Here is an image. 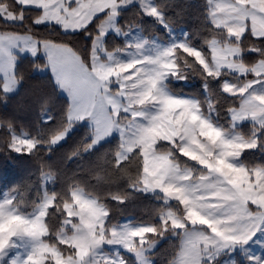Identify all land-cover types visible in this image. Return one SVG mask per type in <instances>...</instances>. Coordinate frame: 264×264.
<instances>
[{"label":"snow or ice","instance_id":"snow-or-ice-1","mask_svg":"<svg viewBox=\"0 0 264 264\" xmlns=\"http://www.w3.org/2000/svg\"><path fill=\"white\" fill-rule=\"evenodd\" d=\"M133 2L0 0V101L7 103L24 80L17 69L23 53L42 52L46 62L35 69L50 71L55 88L68 97L55 120L50 101H43L44 123H54L35 134L0 117V151L31 158L45 181H56L59 171L42 153L51 155L87 120L89 132L69 159L115 132L118 144L99 158L111 175L124 180L123 188L99 196L75 184L62 193L45 189L31 212L5 193L0 264H129L121 250L136 264H154L157 246L169 237L179 243L168 264H216L238 250L248 264H264V254L251 252L253 245L264 249V163L241 159L250 150L264 151V0H207L204 20L219 38L205 39L200 47L182 40L145 54L147 41L131 37L123 48L106 47L110 31L133 35L137 30L135 21L118 19ZM135 2L138 18L152 17L174 30L168 0ZM37 26H59L63 35H40ZM75 33L90 38L87 48L70 46ZM124 52L126 60L119 58ZM190 74L204 81L206 91L210 81L231 77L220 84L226 97L220 111L228 127L211 115L220 99L201 101L167 90L169 78L185 80ZM136 193L160 194L154 222H113L107 201L123 205Z\"/></svg>","mask_w":264,"mask_h":264},{"label":"trees","instance_id":"trees-1","mask_svg":"<svg viewBox=\"0 0 264 264\" xmlns=\"http://www.w3.org/2000/svg\"><path fill=\"white\" fill-rule=\"evenodd\" d=\"M155 2L160 3L161 0H155ZM168 2L171 7L167 14L176 21L173 27L184 28L188 34L187 40L192 45L200 47L204 44L205 39L219 38V33L212 31L204 20V16L207 14V8L205 7L207 0H168ZM138 10L137 3L125 7L118 18L120 24H123L125 20L135 21L147 37L156 36L164 41L169 40V33L166 28L158 24L152 17L141 14L138 18L136 15ZM35 31L40 35L52 37L60 33L59 26H49L47 28L37 26ZM60 35H63V33H60ZM71 35L73 38H71L70 46L76 49L87 48L90 44V38L82 33ZM104 43L108 48L116 45L123 48L125 45L124 38L112 32L106 35ZM203 50L208 51L206 47ZM45 62V58L42 56L20 55L17 61V69L23 75L24 80L19 90L9 95L7 103L0 101V117L6 116L13 119L18 131H28L35 134L40 129L47 128L62 115L68 102V97L55 88L51 72L48 70L41 72L35 69L34 64H44ZM226 77L231 79L230 76H225L221 77L220 80L210 81L208 91L204 88V81L198 75L193 74H190L189 78L185 80L169 78L167 86L174 93L192 95L201 101L220 99L221 103L217 105V111L212 112L211 115L215 121L228 127L227 115L220 111L226 99L225 94L220 90V84ZM46 99L50 101L48 112L54 118L49 124L44 123L47 116L43 115L41 107ZM204 108L207 111L206 103ZM38 123L40 128L37 127ZM89 128L85 123L76 124L67 135V138L55 146L51 155L42 153L47 164L52 166V170H58L60 174L58 180L47 184L46 189L49 192L62 193L67 190L70 184H75L87 194L94 196L103 195L109 190L117 191L123 188V177L111 175L107 170V166L99 158L107 149L114 148L118 144V136H113L109 140L96 145L90 152L83 153L80 157L69 159L72 149L85 137L86 133L89 132ZM90 139L91 136L88 135L87 140ZM0 140H2V137H0ZM241 159L245 162L264 163V151L259 148L250 150ZM47 170L46 168L45 171ZM5 190L16 196L17 201L22 204V211H33L31 205L38 203L45 191L44 179L41 176L39 164L29 157H21L14 153L0 151V196ZM134 195L123 205L111 200L107 201L112 208L111 218L113 222H120L123 218L129 216L132 217L133 222H154L155 210L162 206V202L156 199L160 194L136 193ZM56 223V220L52 221L53 225ZM178 243L179 241L175 237L161 240L157 246L156 255L153 257L155 259L154 264H168ZM124 255L128 257L129 264H136L135 258L130 254L125 253ZM216 264H219V261ZM236 264H247V259L238 255Z\"/></svg>","mask_w":264,"mask_h":264},{"label":"rangeland","instance_id":"rangeland-1","mask_svg":"<svg viewBox=\"0 0 264 264\" xmlns=\"http://www.w3.org/2000/svg\"><path fill=\"white\" fill-rule=\"evenodd\" d=\"M151 2L156 3L155 0H151ZM217 2H219V3H227V0H217ZM133 3H136L135 0H134ZM133 3H132V4H133ZM129 5H131V4H129ZM129 5H127V6H129ZM127 6H126V7H127ZM173 28H174V27H173ZM167 31H168V33H169V40H167V41L161 40V39H159V38L156 37V36H153V37H147L146 35L143 34V32L141 31L140 27H138L137 30H134L133 35H132V33H130V32H129V33L121 32V33L117 34L114 30H113V31H110L109 33L112 32V33H114V34H116V35H118V36L123 37V38H124V42H125V44L129 42V37H131V39H132L133 41H137V40L147 41V43L145 44V47H144V53H145V54H152V53H154V52L157 50L158 47H165V46H167V45H169V44H171V43H173V42H180V41H182V40H187V36H188L187 31H186L184 28H182V27H180V28H174V30H169V29H167ZM187 41H188V40H187ZM193 46H194V45H193ZM20 55H30V54L23 53V54H20ZM38 56H42V57H44V54L41 52V53L38 54ZM38 56H37V57H38ZM44 58H45V57H44ZM119 58H120V59H124V60L128 59V58H129L128 53H127V52L122 53V54L120 55ZM39 71H40V70H39ZM44 71H46V70H44ZM44 71H41V72H44ZM224 79H230V78L226 77V78H224ZM224 79H223V80H224ZM167 81H168V80H167ZM167 81H166V85H167ZM18 90H19V88H18ZM18 90H17V91H18ZM167 90H168V91H171V89H170L168 86H167ZM17 91H15V92H17ZM15 92H14V93H15ZM60 92H61V91H60ZM171 92H172V91H171ZM61 93H62L63 95H65V96H67L65 93H63V92H61ZM172 93H174V92H172ZM11 94H13V93H11ZM174 94H175V93H174ZM176 94H177V93H176ZM190 96H192V95H190ZM192 97L196 98L195 96H192ZM80 123H85L87 126L90 127L89 122H88L87 120L82 121V122H80ZM73 128H74V127H73ZM72 130H73V129H72ZM72 130H71V131H72ZM71 131H70V132H71ZM70 132H69V133H70ZM69 133H68V134H69ZM113 136H118V134L114 132L111 136L105 138V139L102 140L100 143L109 140V139L112 138ZM118 137H119V136H118ZM66 138H67V137H66ZM64 140H65V139H64ZM64 140H62L61 142H63ZM61 142H60V143H61ZM100 143H99V144H100ZM50 182H51V181H45V180H44V189H46L47 184H49ZM82 190H83V189H82ZM83 191H84V190H83ZM84 192H85V191H84ZM5 193H9V192L5 190V191L2 193V195L0 196V200H3V197H4ZM85 193H86V192H85ZM152 194H155V193H152ZM127 222H133L131 216L123 218L119 223H127ZM121 252H122L123 254L126 253V252H123V250H121ZM251 252H252L253 254H255V255H262V254H264V249H262L259 245H253V246H252V249H251ZM127 254H128V253H127ZM238 255H241L242 258H246V254L243 252V250H238V251H236V252L231 253L230 255L221 256V257L219 258V260H218V261H219V264H233V262H234V264H236V258H237ZM247 264H248V261H247Z\"/></svg>","mask_w":264,"mask_h":264},{"label":"crops","instance_id":"crops-1","mask_svg":"<svg viewBox=\"0 0 264 264\" xmlns=\"http://www.w3.org/2000/svg\"><path fill=\"white\" fill-rule=\"evenodd\" d=\"M171 94H174V93H172L171 91H169ZM174 95H179V96H185V97H187V96H190V95H188V94H174Z\"/></svg>","mask_w":264,"mask_h":264}]
</instances>
